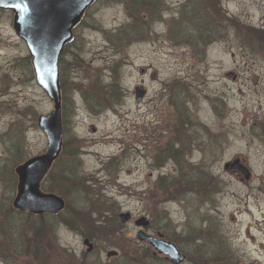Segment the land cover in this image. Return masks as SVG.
<instances>
[{"label": "rangeland", "instance_id": "obj_1", "mask_svg": "<svg viewBox=\"0 0 264 264\" xmlns=\"http://www.w3.org/2000/svg\"><path fill=\"white\" fill-rule=\"evenodd\" d=\"M27 57L4 17L0 264H171L140 231L183 264H264V0H96L63 57V149L37 188L64 208L40 221L5 209L54 111ZM236 159L249 180L224 169Z\"/></svg>", "mask_w": 264, "mask_h": 264}, {"label": "water", "instance_id": "obj_2", "mask_svg": "<svg viewBox=\"0 0 264 264\" xmlns=\"http://www.w3.org/2000/svg\"><path fill=\"white\" fill-rule=\"evenodd\" d=\"M0 6H2L1 0ZM5 8L15 13L16 32L19 38L26 42L29 53L34 59L36 82L38 86L44 89L50 100L54 103V111L48 116H41L39 118V127L44 131L48 139L47 149L42 156L32 160L35 165V171L32 173L29 181L23 186V189L19 192L15 199L14 206L20 211H30L37 214H58L63 207L62 201L56 196L41 194L36 186L46 175L54 160L58 157L62 145L63 128L61 123V102L57 83L58 59L64 44L71 40V29L73 26L71 25L68 28V33L64 41H60V37H52V43L47 45V41L43 38L41 30L36 34L29 31V27L34 23V12L33 7L30 5V0H11L5 4ZM81 14H83V11L80 12L75 19H79ZM40 42H42L43 45H41ZM55 51L56 53H54ZM50 52L53 53L52 56L48 54ZM145 95L146 91L140 88L136 89L137 101L144 98ZM225 168L239 170L246 180L250 178V172L240 163V160L227 164ZM131 218V214L129 213L122 214L120 216V222L126 224ZM148 225L149 222L145 218H141L135 222V226L138 228L147 227ZM138 239L141 242H148L160 254L169 257L172 264H181L184 260V256L173 244L149 237L144 232L138 233ZM85 245L88 246L87 252L93 250V245L90 244L88 240L85 241ZM116 255L115 252L108 253V257ZM85 256L86 254H83L82 257L85 258Z\"/></svg>", "mask_w": 264, "mask_h": 264}, {"label": "flooded vegetation", "instance_id": "obj_3", "mask_svg": "<svg viewBox=\"0 0 264 264\" xmlns=\"http://www.w3.org/2000/svg\"><path fill=\"white\" fill-rule=\"evenodd\" d=\"M9 1L11 0H1L2 6H0V25H2L3 19L5 17L6 25H8L9 28L13 31L17 40L21 41V43L25 45L26 50L28 52L27 58L30 60L31 67L34 73V79H35L34 59L29 53L26 42L20 39L16 32L15 13L12 10L5 8V4ZM95 1L96 0H30V5L33 7V12H34V18H33L34 23L29 27V31L36 34L38 31L41 30L43 38L47 41V45L52 43V37H55V38L60 37L59 40L64 41L66 34L68 33L67 32L68 28L71 25L73 26L71 29L72 39L70 40V42H66L64 44L62 52L60 53V56L58 59V87H59V91L61 95V121H62V90H63L62 79H61V65L63 62V57L66 54V51L69 45H71V43L74 40L76 30L79 28V26L83 22L84 18L86 17L87 12L94 6ZM82 11H83V14H81L79 19H75V17L78 16L79 13ZM40 43L41 45H43L42 42ZM54 53H56V51ZM48 54L50 56L53 55V53L51 52ZM62 149H63V140H62L61 152H62ZM32 159H29L23 164H19L17 162V164L14 166V168L16 169L12 170L13 172L12 180H14V178L16 177L17 186L16 188L14 186V188L16 189V192L14 195L10 196V199L7 201V206H5V209L6 207H8L9 211L14 209V201H15L16 196L18 195L20 190L23 188V186L29 181L32 173L35 171L34 169L35 165L34 163H32L31 161ZM226 171H229V173L234 175L237 179H240L243 176L239 170L228 168L226 169ZM45 179L46 178L44 177L43 178L44 181L43 180L42 181L46 182ZM41 182H40V185L42 186L43 182L42 183ZM23 214H27L28 216H34V213L32 212H24ZM159 236L166 240L164 235L160 234ZM168 242H171V241H168ZM181 253L184 254L183 252ZM186 260H187V257L185 256V261Z\"/></svg>", "mask_w": 264, "mask_h": 264}, {"label": "trees", "instance_id": "obj_4", "mask_svg": "<svg viewBox=\"0 0 264 264\" xmlns=\"http://www.w3.org/2000/svg\"><path fill=\"white\" fill-rule=\"evenodd\" d=\"M187 181V183H189V179L188 180H186ZM60 194H62V193H60ZM48 218H55L56 216H51V215H46ZM13 218V217H12ZM44 218V216L43 215H40V216H38V215H36L35 216V220H38V221H40L41 219H43ZM56 218H58V217H56ZM14 219V218H13ZM14 221L15 222H17V220H15L14 219ZM103 224V223H102ZM18 226V225H17ZM13 229L15 230V228L13 227ZM11 234V233H10ZM12 234H13V231H12ZM16 234V238L18 237V235H17V233H15ZM17 242H20V240L19 239H17Z\"/></svg>", "mask_w": 264, "mask_h": 264}, {"label": "bare ground", "instance_id": "obj_5", "mask_svg": "<svg viewBox=\"0 0 264 264\" xmlns=\"http://www.w3.org/2000/svg\"><path fill=\"white\" fill-rule=\"evenodd\" d=\"M260 231V230H259ZM262 249H264V247H262Z\"/></svg>", "mask_w": 264, "mask_h": 264}]
</instances>
